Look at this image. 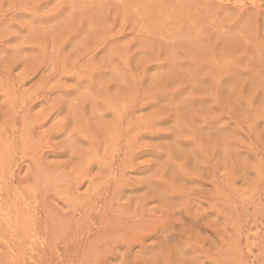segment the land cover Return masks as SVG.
<instances>
[{
	"label": "rangeland",
	"instance_id": "374dc122",
	"mask_svg": "<svg viewBox=\"0 0 264 264\" xmlns=\"http://www.w3.org/2000/svg\"><path fill=\"white\" fill-rule=\"evenodd\" d=\"M0 264H264V0H0Z\"/></svg>",
	"mask_w": 264,
	"mask_h": 264
}]
</instances>
